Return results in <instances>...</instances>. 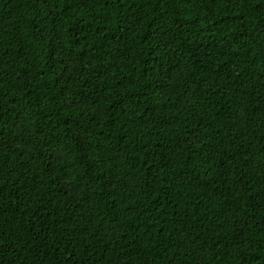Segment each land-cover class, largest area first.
Here are the masks:
<instances>
[{
	"label": "trees",
	"instance_id": "trees-1",
	"mask_svg": "<svg viewBox=\"0 0 264 264\" xmlns=\"http://www.w3.org/2000/svg\"><path fill=\"white\" fill-rule=\"evenodd\" d=\"M0 264H264V0H0Z\"/></svg>",
	"mask_w": 264,
	"mask_h": 264
}]
</instances>
